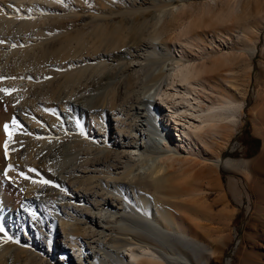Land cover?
Listing matches in <instances>:
<instances>
[{
  "label": "bare ground",
  "instance_id": "1",
  "mask_svg": "<svg viewBox=\"0 0 264 264\" xmlns=\"http://www.w3.org/2000/svg\"><path fill=\"white\" fill-rule=\"evenodd\" d=\"M21 1L15 0L14 3L13 0L14 5H11L12 0H0V67L3 63L7 65L5 71H0V94L4 97V100L0 99V155H3L4 152L14 151L13 154L20 156L19 151L17 149L15 151V147L17 144L20 145V143L29 139V135L27 137L25 134L19 133L13 121L20 124L19 120L22 118L24 120L21 121L24 122L25 119H34L36 115L44 113V116L46 115L45 122H49L52 126L55 125L54 132L51 133L62 135L61 128H57L59 126L58 122L52 116H49L56 110L54 102L59 101L62 104L61 110L79 111L84 106V102L90 98L84 96V93L87 92V88L91 83L90 79L92 77L90 78V74L92 72L89 74L88 68L90 67L83 69L80 64L90 60L95 61L103 51H110L111 57L118 58L116 51L123 49L129 42L135 43L140 30V25L135 24V19L129 16L130 18H123L119 24L106 22L100 25L98 23L99 25L93 26L89 31L84 28L82 30L77 28V30L72 31V26L76 24L73 23L75 21L69 18V21H72L70 23L74 24L71 26L66 18L61 17L64 19L61 20L59 16L51 20L48 29H46L47 25L46 27L43 26V23L46 24V22H43L40 26L38 25L39 28H36L29 20L21 23L24 33L15 36V40H10L7 31L12 28L16 20L21 19L19 17V12L23 6ZM80 2L82 1L80 0ZM88 5L90 6V4ZM164 8L162 7V9ZM136 22L138 23V21ZM33 30H36L34 35H29L32 34L31 31ZM45 30L47 33L42 37ZM63 32L66 33L60 35ZM31 37L34 38L33 40L37 37L40 38V43L35 41L38 45L34 43L36 47L29 44ZM196 38L186 36L183 42L177 45L180 47L178 55H175L171 62L167 64L170 67L163 68L164 72L160 76L163 79L161 81L158 79L160 82H154L153 89L145 90L147 94L146 112L139 109L140 112H137L138 116L135 117V120H131L129 110L127 114H124L126 106L123 107V102H120L123 99L121 100L117 96L116 90L109 95L108 100L100 97L93 104V110L84 111L87 113L86 115H91L89 117L92 118V121H90L97 125L98 131L95 132L94 130L91 135L96 136L98 141L107 144L109 148H115L117 151L109 150V152L103 153L92 146H87V156L83 158L80 164L81 171L74 177V186L77 187V191L70 194L72 199L80 203L88 202L101 207V211L97 215H92L90 209H85L82 204L71 206L70 209H72L74 216L77 217L79 214L85 220L78 219L75 222L73 219L74 223L70 222L71 219L68 220L65 217L57 218L56 214L50 217V225H55L60 221L62 234L66 241L64 245H61L59 241L56 244V248L61 250L60 258L62 262L64 261L63 253L72 247L75 253L79 251V254L76 255L79 264H93L91 261L95 257L94 252L92 250L88 252L91 245L90 243L84 244L83 237L90 239L93 234H104L107 225L112 224L113 226H109L110 231L113 232L114 230L119 235H112V243L118 250L121 249L117 255L118 264H198L199 258L205 255V249L203 250L201 247L204 242L200 239L198 223L190 219L185 212L188 209L195 208V206L197 207L202 200L207 198L200 186L204 184L217 186L215 183L217 182L215 181L217 170L240 169L246 172V175H256L252 189L257 196L254 205L255 212L246 236L247 246L242 252L243 264H264V244L260 242V232L262 230L259 229L260 226L264 229V155L259 161L251 163L249 160L224 159L222 152L216 150L219 144H217L218 140L226 139L229 134L231 136V132L240 123L239 116L245 109V101L241 98L243 90L239 91V95L233 93L234 87L239 86L232 81L236 76L233 69L237 68V70L245 72L247 66L235 63V59L234 61L230 59V55L229 58L225 56L220 58H226L222 61L214 59V63H211L212 66L209 65L211 66L209 67L206 60H202L211 58V56L207 54L204 46L202 48L197 45V48L196 44L194 45L193 40H196ZM222 42L223 46L224 43L229 44L226 41ZM8 44V48L11 50L5 54L1 50V46H7ZM195 47L198 50L197 55H195L196 58L191 55L194 53ZM167 51H169V48ZM241 52L243 53V50ZM256 52V47L250 48L251 57ZM197 58L202 60L197 61ZM57 62L61 64L60 66L58 64L61 68L60 71L55 73L51 71V64L56 65ZM77 65H80V67ZM58 66L56 65L54 68ZM227 66L229 68L225 69ZM208 67H213V70L225 69H220L223 71V77L219 76L216 80L221 81L220 85L219 82L211 79L213 77L210 73L212 69L208 71V75L212 76L211 78L203 77L204 73H207L205 71L208 70L206 69ZM93 73L95 74V72ZM128 82L130 84L131 80ZM218 86L221 89L217 90ZM67 88H70L71 93H74L75 101L70 102L69 99V101H64L63 94H65L64 90ZM3 89H8L9 93H5L2 91ZM68 95L66 94V96ZM103 98L106 100L104 103H102ZM106 102L108 103V112L102 108L106 106ZM126 102L125 100L127 105ZM133 105L131 107H134ZM25 113L28 115H25ZM103 117L106 118L102 119ZM101 119L103 122L99 124L98 121ZM256 120L260 125V127L258 125V133H264L263 110L260 111ZM37 121L29 125L32 130L35 129L34 125ZM5 124L8 125L7 130H5ZM149 128H155L154 132H151ZM52 134L51 136H53ZM227 141L229 140H223V143L225 142L224 147L228 144ZM62 147L53 143L44 149H40L42 166L36 171L41 176L39 179L52 182L57 179L49 173L46 165L47 162L55 161L62 156L64 152ZM93 151L98 153H93ZM22 156L31 163L27 162L26 165L16 164L11 170L7 169L6 172L9 175H12L13 170L24 173L25 176L29 175V169L37 170L32 164L30 153ZM11 160L14 161L13 158ZM3 164L4 159L1 160L0 158V169ZM197 165H202V168L198 171L195 170ZM20 176L15 182L20 186H26L27 189L28 182L24 179L25 176ZM60 183L61 186H67L65 180L60 181ZM111 183L116 186L114 191L101 187L109 186ZM3 186L5 185L0 183V224L4 225L7 236L12 237L10 232L13 230V226L9 223L10 220L16 219V223L21 222V220L25 221V215L29 212L28 210V212L25 211V207L30 209L33 203H42L43 198L48 196L47 193L51 189L49 185L43 186L36 200L29 204L23 203L19 210L13 212L8 207L5 206V209L3 207L8 204L18 206L19 198L17 195L19 194H17L16 188L6 185V189ZM229 186L232 187L234 195L239 197L240 194L237 191L238 181L230 178ZM3 192L4 194L1 196ZM123 192H128V195L129 192L133 193L135 198L132 199L130 195V203L134 204L135 209H137L135 213L142 216L147 223L144 227H135L130 230L128 228H118L116 222L102 220L106 216L103 211L114 209L111 214L112 217L120 214V210L115 207L116 201L118 202L116 206L127 205L121 198ZM14 197L16 198L15 201H13ZM189 240L195 241L201 248L196 247V245L195 247L190 246ZM33 242L35 246H40L37 241L34 240ZM16 243L13 237L9 240L4 234L0 233V264H29L30 261L32 263V259L27 255V249V251L22 249L17 251L13 258L8 257L11 250L15 247L18 248ZM170 243L177 244L179 250H172L175 245ZM65 261L67 264H77L71 254L70 260L65 259Z\"/></svg>",
  "mask_w": 264,
  "mask_h": 264
},
{
  "label": "rangeland",
  "instance_id": "2",
  "mask_svg": "<svg viewBox=\"0 0 264 264\" xmlns=\"http://www.w3.org/2000/svg\"><path fill=\"white\" fill-rule=\"evenodd\" d=\"M23 1L24 0L21 1L23 5L21 8L23 11L20 10V12H22L21 14L19 12V17H21V19L18 20L19 22L16 20L12 28L7 31L9 38H11L10 40H15V36L24 33L21 28V23L29 20L36 28H39L37 27L38 25L40 26L43 22H46V24L43 23V26L45 25L46 27L47 25L46 29H48L51 20L58 18L59 16V18H66L67 22L69 21V18H72L71 20L75 21L73 22L76 23L75 25L70 23L72 22L71 20L69 21L71 26L72 24L74 25L72 26V31L77 30V28H80L81 30L84 28L86 31H89L98 23L100 25L106 22H111L110 24H112V22L114 24H119L123 18L127 19L130 17L135 19V24L140 25V30L135 43L129 42L123 49L116 51L118 58L111 57L109 54L110 51H103L95 61L90 60L80 64L81 67L83 66V69H86V67L89 66V70L87 69L89 72H87L89 74L92 72V76L90 74V78L92 77V79H90L91 83L87 88V92L84 93V96L90 98L88 101L84 102V106L79 111L72 109H69L70 111H67L66 109L61 110L62 104H60L59 101L56 103L54 102L56 110L49 116H52L54 120L58 122L57 124L59 126H57V128H61L63 131L62 135H57L56 133L52 134L55 125L52 126L49 122H45L46 115L44 116V113H41L38 116L36 115L34 119H25L24 122L21 121L22 119L24 120V118H22L19 120V125L13 123L18 128V132L23 135L25 134L26 136L29 135V139L23 141L20 145H16L15 151L18 150L20 156H18L17 152V155L13 154L14 151L4 152L3 155H0L1 160L4 159L3 167L0 169V183L5 185L3 187L6 189V185L8 187L16 188V192L19 194L17 195L19 198L18 206H11L8 204L4 205L3 208L5 209L8 207L9 210H13V212L14 210H19L23 203L29 204L36 200L39 191L45 185H49V188L53 191L50 190V192L47 193L48 196L43 198V202L40 203L41 205L33 203V206H30V209L29 207H25V211H29H27L28 213L25 215V221L21 220V222L16 223V219L10 220L9 223L13 226V230H11L10 233L13 240L17 242L16 246L18 248L15 247V249L11 250L8 253V257L13 258L17 251L27 249V255L32 259V263L30 261L29 264H67L65 259L70 260V254L75 259V262L79 264L78 257L76 256L79 254V251L75 253L72 247L69 248V250L67 249V252L63 253L64 261H61V250L56 248V244L59 241L61 245H64V242L66 241L62 234L60 221L55 224V227V225H50V217L56 214L57 218L65 217V219H71L70 222H76L78 219L85 220L84 217H81L79 214L77 217L76 215L74 216L72 209H70L71 206L82 204L85 209H90L92 215H97L99 211H101V207L88 202L80 203L72 199L70 194L77 191V187L74 186V177L81 171L80 164L83 158L87 156V146H92L94 149H97V151L103 153H107L109 150L117 151L115 148H109L107 144L98 141L96 136L91 135V133H94V130L95 132L98 131L97 125L96 123L91 122L92 118L89 117L91 115H86L87 113L85 112L93 110V104L98 101L100 97H104L108 100L110 97L109 95L115 90L117 96L121 98V100L123 99V101H120L121 103L123 102V107L126 106L124 108V114H127V111L129 110L131 120H135V117L138 116L137 112L139 109H143L141 111L146 112L145 104L147 94L145 92L149 88H154L155 83L160 82L161 79H163L160 77L164 72L163 68L170 67L167 66V64L171 62L175 55H178L177 53L180 50V47L177 45L183 42V39H185L186 36L193 38L197 37L196 40H193L194 45L196 44V47L198 45L202 48L204 46L207 54H210L211 56V58L209 57L208 59L203 60L201 59L202 57L199 59L197 58V61L206 60L207 65L212 66L211 63H214V59L222 61L229 58L231 55L230 59L233 61L235 59V63L247 66V70L245 71L247 75L244 71H239L237 68L233 69L236 76L232 81L236 85H239L236 86L237 88L234 87L233 93L239 95V91L243 90L241 98L245 101V109L239 116L240 123L238 127L231 132V136L229 134L226 138L229 140L227 141L228 144L225 145L226 148L223 145L225 143H223V140L226 141V139H219L217 144L219 143L221 145L218 144L216 150L222 152L224 159L231 158L239 161L249 160L251 163L259 161L264 155V133H258L259 130L257 131V129L260 125L258 120H256L258 119L260 111H264V0H85L86 3L84 0H81L82 2H80V0H27L24 1L25 4ZM87 1L91 2L88 3ZM14 3L12 0L11 5H14ZM88 4H90V6ZM24 5H31L32 7ZM162 7L165 8L162 9ZM71 12L74 13L72 14ZM62 18L61 20H64ZM136 21H138V23ZM35 31L36 30L31 31L32 34L29 35H34ZM186 32L188 35H186ZM46 33L45 30L42 37H44ZM64 33L66 32L60 33V35ZM33 39V37L29 39L30 45L40 43L39 37L35 38V40ZM222 41L229 42V44L224 43L225 45L223 46ZM13 44L15 43L13 42ZM8 47L9 44L7 46H1L3 53H9V50L11 49ZM34 47H36V45H34ZM196 47L194 48V53L191 54L194 58H196L195 55H197L198 51V47ZM253 47H256L257 52L251 57L250 48ZM166 48L167 50L169 48V51H167ZM19 50L21 49L19 48ZM242 50L243 53L241 52ZM223 56L226 58L220 59ZM3 64H1L2 67H0V71H5V68H7V65H5L6 63ZM58 64L59 66L61 65L57 62L56 65L58 66ZM56 65L51 64L52 70H50L52 72L57 73L60 71L59 69L61 67L59 68L58 66L54 68ZM80 65L77 66L80 67ZM209 67L206 68L208 70L205 71L207 73H204V75H206H203V77L211 78L213 76L211 79L215 81L218 80L219 76L223 77L222 70L229 68L227 66L225 69L220 68L222 70H213V67ZM208 71H210L212 76L208 75ZM93 72H95V74ZM214 73L217 74L215 75ZM130 80L131 82L128 84V81ZM216 82H219V85L221 84V81ZM217 88V90L221 89L220 86ZM64 91V101H75L73 96L74 93H71L70 88H67ZM66 94H69L68 96L71 97L69 98ZM3 98V95L0 94V99L4 100ZM105 99L104 101L102 100V103L106 101ZM125 100L127 101V105L125 104ZM135 101L139 102L137 103ZM132 104H134V107H131ZM137 107L138 109H136ZM102 108L108 112V103ZM26 114L27 113H25V115ZM105 118L106 117H103L102 119ZM102 119L98 121L99 124L103 122ZM34 121H37L38 123H35V129L32 130L29 125L31 123L34 124ZM48 127H50V130ZM149 130L154 132L155 128H149ZM50 133L53 136H51ZM249 137L258 139V146L252 142ZM244 142H249L251 144L247 146L244 145ZM53 143L63 146L62 148L64 149V152L57 160L47 162V168H45L50 174H53L54 178L57 179L53 182L51 181L52 183L50 184H44L41 182L42 179H39L41 176L36 173V171L42 166L40 149H44ZM257 148L258 152L254 153ZM29 153L31 154L32 164H34L37 170H28L29 175L26 176L31 179H25L24 177L28 182V188L26 189V186H20L15 182L19 178L18 176H20V172L13 170L11 172L12 175H9L6 171L9 169V165L14 167L19 163L23 165H26L27 162L31 163L22 156L28 155ZM93 153L98 152L93 151ZM12 158L14 160L13 162L11 160ZM201 168L202 165H197L195 170L198 171ZM246 174V172L240 169L217 170L215 174L217 176L215 177V181L217 182L214 181L217 186H209L207 184L200 186L205 192L207 198L202 200L197 207L195 206V208L191 209L193 212L189 209L185 212L190 219H193L198 223L200 239L205 244L201 245L202 249H205V255H203L204 257L202 256V258H199V261H197L199 262L198 264L244 263L242 252H244L247 246L246 236L255 212L254 205L257 199V196L252 189L256 175ZM230 178L235 179L239 183V186H237V191H239L238 193L240 194L239 197L234 195L232 187L229 186ZM62 180H65L67 186L64 187L60 185V181ZM33 181L36 182L34 183ZM218 181H220L221 184H219L220 182ZM56 185H59V187ZM101 187H106L110 191H114L116 186L111 183L109 186ZM4 192L1 196H3ZM130 195L133 199V193L129 192L128 195V192H123L121 195V198L127 204L125 206H116L118 202H115V207L120 210V214H116L112 217L113 215L111 214L114 212V209L103 211L106 218L103 217L102 220L105 222L108 220L116 222L118 228L122 227L132 230L135 227H144L147 223L143 220L142 216L135 213L137 209H135L134 204L130 203ZM14 199L16 200L15 197L13 198V201H15ZM33 213H35V216H33ZM21 225L23 226L20 229ZM109 226L113 225H107L104 234H93L90 239L83 237L84 244L90 243L91 245V249L88 248V252H91V250L94 252L93 254L95 257L91 261L93 264H118L117 255L121 249L118 250L112 243V235L116 236L117 234L114 230L113 232L110 231ZM259 229L262 230L260 232V242L264 244V229L261 226ZM34 240L37 241V243H40L39 247L34 245ZM189 242L190 246L195 247L196 245V247H200L195 241L189 240ZM171 245H175L172 247V250H179L177 244ZM193 255L195 256L194 252ZM83 261L85 260L83 259Z\"/></svg>",
  "mask_w": 264,
  "mask_h": 264
},
{
  "label": "snow or ice",
  "instance_id": "3",
  "mask_svg": "<svg viewBox=\"0 0 264 264\" xmlns=\"http://www.w3.org/2000/svg\"><path fill=\"white\" fill-rule=\"evenodd\" d=\"M49 79H50V77H49ZM2 91H4L5 93H9V90L8 89H3ZM13 123H16V121H13ZM4 127H5V130L8 129V125L7 124H5ZM6 147H7V145H6ZM8 167H9V170H11L12 166L9 165ZM31 171H36V170L35 169H32ZM20 175L25 176L24 173H20ZM25 179H31V178L28 177V176H25ZM33 182L35 183L36 181H33ZM41 182L44 183V184H50V183H52L49 180H42ZM56 186L59 187V185H56ZM33 216H35V213H33ZM0 233L4 234V236H6L7 239H9V240L12 239V237L7 236V232H6V229H5V227H4L3 224H0Z\"/></svg>",
  "mask_w": 264,
  "mask_h": 264
},
{
  "label": "trees",
  "instance_id": "4",
  "mask_svg": "<svg viewBox=\"0 0 264 264\" xmlns=\"http://www.w3.org/2000/svg\"><path fill=\"white\" fill-rule=\"evenodd\" d=\"M249 139L252 141V142H254L257 146H258V143H259V140L258 139H255V138H253V137H249ZM251 143H249V142H244V145H250ZM258 152V148L255 150V152L254 153H257Z\"/></svg>",
  "mask_w": 264,
  "mask_h": 264
}]
</instances>
